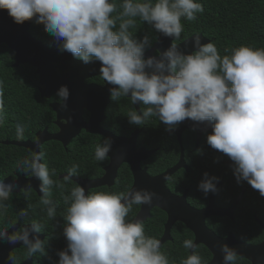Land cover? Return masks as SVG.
<instances>
[{"label": "clouds", "instance_id": "1", "mask_svg": "<svg viewBox=\"0 0 264 264\" xmlns=\"http://www.w3.org/2000/svg\"><path fill=\"white\" fill-rule=\"evenodd\" d=\"M119 7L122 13L114 16L118 5L110 0H0V8L8 10L17 24L39 14L36 22L45 25L46 32L62 44L61 51L85 65L94 60L101 62L102 80L114 86L112 100L130 97L133 105L142 102L145 106L140 113H128L130 124L144 126L149 118L158 117L171 131L188 119L214 122L208 144L235 162L238 183L246 180L264 196V49L240 46L222 58L214 43L202 44L196 36L192 54L186 55L172 44L160 54V59H145V49L151 46V40L145 35L137 41L129 31L136 27L137 17L164 36L179 39L183 32L181 18L194 21L196 14L204 11L203 6L194 0H157L155 4L124 0ZM117 21L119 29L114 30ZM69 96L67 86L57 92L65 110ZM3 108L4 90L0 81V112ZM25 127L17 125L20 140L24 138ZM36 143L39 146V141ZM112 143L106 138L102 145L96 146L97 161L108 160ZM42 158V152H34L31 162L25 161L21 171L24 175V169H28L42 181L40 203L46 207L48 219L54 220L56 207L49 199L50 189L64 185H55L51 178L55 170L50 173L41 163ZM78 173L79 165H73L63 179L69 182ZM217 179L205 173L200 190L205 195L216 192L213 181ZM15 187L18 185L0 181V201L9 200ZM155 195L147 190L86 195L84 187H74L71 197H64L66 204L69 199L72 203L65 217L68 250L59 253V264H169L168 257L161 252V241L147 237L140 220H126L133 205H151ZM0 207L5 205L0 203ZM27 214V210L20 213ZM44 226L33 223L31 230H16L11 236L3 231L0 239L9 245L22 242L29 256L37 253L44 256L47 254L44 240L37 236L33 242L29 238L31 232L40 233ZM184 247L195 249L196 245L185 240ZM221 251L226 264H236L239 254L234 248L224 244ZM183 264H201V258L193 254Z\"/></svg>", "mask_w": 264, "mask_h": 264}, {"label": "flooded vegetation", "instance_id": "2", "mask_svg": "<svg viewBox=\"0 0 264 264\" xmlns=\"http://www.w3.org/2000/svg\"><path fill=\"white\" fill-rule=\"evenodd\" d=\"M53 49H56L58 53L63 52L59 48ZM154 55L157 56L158 53L155 52ZM85 83L94 84L101 89H104L108 85H110L102 80L100 74L86 79ZM111 86L112 88L114 87L113 85ZM40 88L41 85L38 87L40 98L47 100L46 115L42 117L43 122L33 125L30 123L26 124L24 138L22 140L17 138V129L9 132L0 131V150L2 147L5 154L7 146L15 147V149H9L7 151L11 153L9 158L10 162L15 164H1L0 162V181H7V184L18 185V187L14 188L10 199L7 200L5 204H3L5 205V207H0V232H7L12 228H15L14 232L16 230H22L23 228H28L29 230H31L33 223L44 224L45 226L42 229V232H31V234L36 237L39 236L41 240H44L45 250L47 254L44 256H40V254L37 253L34 256H29L27 246L20 245L19 247H16L10 251L12 256H14L13 260L10 259V264H53V262L58 259L59 252L63 251V249L65 248H68V241L64 234L66 227L65 217L67 216V210L70 207L72 201L69 199V202L66 204L64 202V197H71V190L74 187L80 185L85 188L86 195L88 193L91 194L96 192H106L110 194L128 193L133 188L135 183V174L131 169L130 164H139L138 166L140 171H144V175L147 177L144 178L142 175H140L144 180L143 184L146 185L148 189H150L151 183L149 179L159 177L165 171L171 169L181 161V167L164 182V186L174 197L181 198L182 196H185L186 203L194 209L199 210L206 208L210 202L211 195H213L215 207L220 209L229 208L239 197L241 198L240 193L238 198H236L232 203H230L229 205H225V199L221 198L217 200L216 192H210L207 196L206 203L200 206H196L194 204L195 201L192 200V194L194 192L191 191L189 187L182 189L179 186V181H182V178L179 177V175H181L182 173L189 174L188 177L191 180L194 175L196 176L197 180L200 179V176L195 174L194 168L196 164L203 162V159L210 158L211 154L209 155V149L211 146L208 144L206 138L208 137V134H212L213 132L204 131L198 142L197 132L193 129H185L184 131H182L180 136L173 132L180 127L181 123L171 131L166 128L164 135H162V131H160L163 129H153L150 127V122L153 121L156 117L149 118V120L146 122V125L144 126L130 124L128 113L131 112V109L140 113L141 109H143L145 106L142 105V102L133 105L131 103L130 97H122L118 102H115L111 98V91H108L110 92L109 102L107 104L100 102L99 111L102 108L101 105L105 107L104 115L99 122V127L102 131L106 132V134L111 137L110 139L113 141V143L108 153V160L100 162L95 159L96 146L102 145L104 140L109 137L100 133H89L87 132V130L81 129L79 134L70 138L68 126L69 122L67 123L66 118L67 110H63L62 114H60L62 115V117L59 118V113L54 109V106H60V103H62V101L57 97V94L51 95L50 97H42ZM40 111L41 110H37V114L40 113ZM90 115L91 113L89 109H87L85 106H82L81 118L83 119V121H89ZM157 120H159V118ZM211 123L214 127L213 122ZM162 124L164 123L162 122ZM13 135L15 136V138H10L13 137ZM185 139L190 143L191 141L193 142V146L189 147L187 151H185L183 146V140ZM37 141H39V146L36 143ZM203 141L207 146L206 148L205 146L203 148H200V144ZM11 142L28 143L29 147L12 145ZM172 142H176L179 147L177 158H175L176 149L172 148ZM92 144H94V152H92L91 155L86 158L84 163L80 164V162H77V160L75 159H83L84 153H87L86 149H88V145L91 146ZM34 152H36L37 154L39 152L43 153L41 163L45 164L48 167L50 173L53 169L55 170V175L51 177L55 181V185H64L63 188L53 186L50 189L51 196L49 197V199L53 201V205L56 207L54 231L46 230L45 223L48 222V224L50 225V222H52L53 220L48 219L47 209L40 203L43 198V193L40 191L42 181L33 176V173H31V171L28 169H24V175L21 171L25 161L31 162L32 154ZM173 157L176 159V161L173 162V165L161 170L165 164H172L170 163V161L174 159ZM71 158L72 161L70 160ZM229 159L230 158L227 156V159L222 161L223 165L231 164L229 163ZM208 162L209 161H206V163ZM73 165H79L78 176H74L72 177L71 181L65 182L63 177L68 175V171L73 167ZM111 167H116L115 173L113 172V169ZM101 180H104L106 184L98 185L92 188H89V185L87 184V182ZM219 184V182L215 184L216 188ZM29 186L31 187L29 188ZM29 205L31 206L30 208L28 207ZM237 205L234 207L230 215L210 216L206 218L205 225L210 230H212L209 227V224L216 220L218 221L217 218H231L233 220ZM133 208H137L138 210L135 216L132 218V222H134L135 217L139 213L141 205H133L132 209ZM26 210L28 211V214L26 216H21L20 213ZM160 212H163L165 214L163 231L158 239L161 241L162 237L165 235V226L168 218L167 214L164 211L160 210L157 207H153L150 210V216L142 223L144 225L146 235V233L149 232V229L146 228V226L148 227L147 222L153 223L154 221H159L158 215H161ZM1 213H3V215ZM178 223L184 225L182 222L176 221L170 227L169 237L166 241L161 243V250H163V248H166L168 246V243L171 244L174 242L172 229ZM185 228L187 227L185 226ZM187 230L189 229L187 228ZM53 232L54 235H52ZM191 234L193 235L192 232ZM229 234L233 233L229 232L227 236L219 237L227 238ZM189 250L190 253L193 254V251L195 249H193L192 252L191 249ZM211 259L212 255L211 258L204 264L209 263Z\"/></svg>", "mask_w": 264, "mask_h": 264}, {"label": "trees", "instance_id": "3", "mask_svg": "<svg viewBox=\"0 0 264 264\" xmlns=\"http://www.w3.org/2000/svg\"><path fill=\"white\" fill-rule=\"evenodd\" d=\"M110 2L118 5V10L113 15H120L123 9L119 5H122L124 0H110ZM133 2H151L155 4L157 0H133ZM194 2L201 4L204 11L197 13V18L194 21H188L184 17L181 18L183 32L179 39H173V44L182 42L193 35H202L216 45L222 58L225 55L230 56L232 50L240 46L264 49V0H194ZM38 19L39 14L35 16V20L32 23L31 34L44 44L61 50L62 44H58L46 32L45 25L36 22ZM119 23L120 21H117V29L114 30L119 29ZM129 31L133 33V38L137 41L143 40L145 35L149 37L151 46L147 47L145 52L153 46L160 34L153 26L143 22L139 17L136 18V27ZM226 49L228 50L227 52L225 51ZM14 62V52L5 44H0V81L3 82L4 90V108L0 112L3 119V124L0 126L1 132L14 131L17 129V125L39 124L43 122L42 117L46 115L47 110V100L40 98L38 91L40 85L35 68L28 64L14 67ZM37 110H41L40 113L37 114ZM157 119L158 117L150 122V127L163 129L160 131L164 135L165 129L168 127ZM10 138H15V136L13 135ZM183 146L185 151H187L189 147L193 146V142L191 141L190 143L185 139L183 140ZM204 146L205 148L207 147L203 141L200 144V148ZM87 148V153H84L83 159H75L80 164L84 163L86 158L94 152V144L88 145ZM172 148L176 149L175 158H177L178 144L172 142ZM9 149H15V147L7 146L5 154L1 147V164H15L9 160L11 154L7 152ZM209 152V155L211 154L210 158H205L203 162L195 165V174L200 176V179L197 180L194 175L191 180L188 177L189 174L182 173L179 175L182 178V181H179V186L182 189L189 187L194 192L192 200L195 201L194 204L196 206L205 204L210 193L205 195L199 188L200 183L205 178V173H207L209 178H218L213 181L215 184L220 183L216 188V199H225V205L232 203L241 193V199L237 205L236 212H234V219L217 218L218 221L211 222L209 227L221 237H225L229 232H232L237 239L245 243L257 244L262 242L264 240V196H261L259 191L253 189L246 180L237 182L235 174L237 165L234 161L229 165H223L222 161L227 159L226 155L214 150L212 147H210ZM175 158L170 161L172 164H165L161 170L173 165V162L176 161ZM70 160L72 161V158ZM206 161L209 162L206 163ZM5 202L7 201H1L2 204H5ZM137 210V208H133L126 220L132 222ZM160 213L161 215H158L159 221L147 222L148 227L146 226V228L149 229V232L146 233L147 237L159 239L161 236L165 214L163 212ZM1 214L3 215V213ZM45 224L46 230L54 231L55 219L50 222V225L48 222ZM52 235H54V232ZM172 235L174 242L168 243V246L161 250L168 257L169 264H183V261L193 254L200 256L201 264L211 258V253L203 245H198L193 254L184 247L185 240L193 241V235L184 225L176 224L172 229ZM65 250H68V248L63 249V251ZM69 254L71 253L69 252ZM57 260L53 264H59V254ZM236 264H251V262L239 257Z\"/></svg>", "mask_w": 264, "mask_h": 264}, {"label": "water", "instance_id": "4", "mask_svg": "<svg viewBox=\"0 0 264 264\" xmlns=\"http://www.w3.org/2000/svg\"><path fill=\"white\" fill-rule=\"evenodd\" d=\"M34 20L35 17H33L32 20L25 21L23 24H17L14 18L10 16L8 10L0 8V44H5L14 52V66L18 67L21 64H28L36 69L41 85L40 92L42 97H50L51 95L57 94L62 86L68 87L70 96L67 101L66 118L69 122L70 138L79 134L81 129H85L89 133H100L111 138L99 127V122L104 115L105 106L103 107V105H101L102 108L100 111L99 107L100 102L105 104L109 102L110 92L108 91H111L112 86L108 85L106 88L101 89L94 84L85 83L86 79L100 74L101 62L94 60L92 63L85 65L83 61L78 60L70 53L66 51L58 53L56 49L34 38L30 32ZM196 36L201 38L202 44L210 42L202 35H193L176 44L179 50L186 55L192 54L195 51L193 42ZM172 42L173 37H166L160 33L151 49L144 54L145 59L148 57L160 59V54L169 49ZM155 52L158 53L157 56L154 55ZM146 71L151 74L150 69H146ZM82 106L89 109L91 113L90 119L87 122L83 121L81 118ZM54 109L59 113L58 117L61 118L62 115L60 114H62V111L65 109H63L61 105H55ZM185 129L195 130L197 132L198 142L204 131L214 132V127L210 121L200 123L192 121L191 119L182 122L180 127L173 132L180 136ZM11 144L29 147L28 143L11 142ZM232 161L233 160L229 159V163H232ZM138 165L139 164H130L135 174V183L129 192L134 193L138 190H147L156 195L153 197L151 205H141V209L134 221H145L150 216V210L153 207H157L164 211L168 218L165 226V235L162 237L161 243L168 239L170 227L176 221H180L193 233L194 244L196 246L202 244L211 253L212 259L207 264H226L224 261V253L221 251L224 244H228L230 247L234 248L238 252L240 258L248 260L251 264H258V262L264 261V240L259 244L252 245L236 239L233 234H229L227 238H221L205 225L206 218L210 216L230 215L234 207L239 203L240 197L229 208L220 209L215 207L213 195H211L210 202L206 208L199 210L194 209L186 203L185 196L181 198L174 197L164 186V182L181 167V161L159 177L149 179L151 183L150 189L143 184L144 180L140 175L144 178L147 177L144 175V171H140ZM112 169L115 173L116 167ZM4 183L7 184V181H4ZM87 184L89 188H92L106 183L104 180H101L87 182ZM14 229L15 228H12L7 231V235H13ZM29 238L34 242L36 236L30 234ZM20 245L24 244L19 242L15 245H9L1 239V264H10L12 256L10 251ZM192 251L193 249H191V252Z\"/></svg>", "mask_w": 264, "mask_h": 264}]
</instances>
